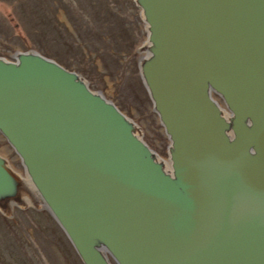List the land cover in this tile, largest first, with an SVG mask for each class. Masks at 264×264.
<instances>
[{
  "label": "water",
  "instance_id": "95a60500",
  "mask_svg": "<svg viewBox=\"0 0 264 264\" xmlns=\"http://www.w3.org/2000/svg\"><path fill=\"white\" fill-rule=\"evenodd\" d=\"M131 1L165 156L80 72L0 54V214L46 210L81 264H264V0Z\"/></svg>",
  "mask_w": 264,
  "mask_h": 264
},
{
  "label": "rangeland",
  "instance_id": "374dc122",
  "mask_svg": "<svg viewBox=\"0 0 264 264\" xmlns=\"http://www.w3.org/2000/svg\"><path fill=\"white\" fill-rule=\"evenodd\" d=\"M144 37L131 0H0V54L34 48L78 70L142 128L165 156L166 139L137 72L135 47ZM0 153L22 172L0 138ZM0 264H81L49 213L13 206L0 214Z\"/></svg>",
  "mask_w": 264,
  "mask_h": 264
},
{
  "label": "bare ground",
  "instance_id": "6f19581e",
  "mask_svg": "<svg viewBox=\"0 0 264 264\" xmlns=\"http://www.w3.org/2000/svg\"><path fill=\"white\" fill-rule=\"evenodd\" d=\"M29 199L36 200V198H35V197H33V196H32V198H29ZM33 200H32V201H33ZM35 202H36V201H34V202H32V203H35ZM1 215H2V214H1ZM2 216H4V215H2ZM4 217H5V216H4Z\"/></svg>",
  "mask_w": 264,
  "mask_h": 264
},
{
  "label": "flooded vegetation",
  "instance_id": "af4514ba",
  "mask_svg": "<svg viewBox=\"0 0 264 264\" xmlns=\"http://www.w3.org/2000/svg\"><path fill=\"white\" fill-rule=\"evenodd\" d=\"M60 63V62H59ZM62 64V63H61ZM62 65H64V64H62ZM65 66V65H64ZM66 67V66H65ZM68 68H70V67H68ZM70 69H73V68H70ZM76 71H78V70H76ZM165 154H166V151H165ZM57 225V224H56ZM58 226V225H57ZM60 229V228H59ZM61 230V229H60ZM63 233V232H62ZM66 238V237H65ZM68 242V241H67ZM69 243V242H68Z\"/></svg>",
  "mask_w": 264,
  "mask_h": 264
}]
</instances>
